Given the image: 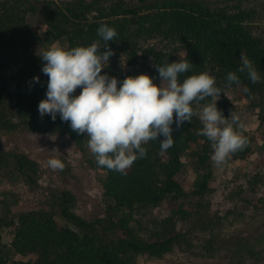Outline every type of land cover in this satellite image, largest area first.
<instances>
[{
  "label": "trees",
  "instance_id": "trees-1",
  "mask_svg": "<svg viewBox=\"0 0 264 264\" xmlns=\"http://www.w3.org/2000/svg\"><path fill=\"white\" fill-rule=\"evenodd\" d=\"M260 6L264 0H0V139L2 135L14 139L33 132L67 136L87 154L90 166L102 173L105 205L102 216L89 220L73 212L75 196L68 188L50 190L48 206L14 209V203L0 201V264H140L139 258L163 264L168 263L162 262L164 256L176 248L179 251L169 264H261L260 259L252 258L251 262L249 257L264 255V248L260 249V242L264 247V227L258 231L254 227L231 251L229 237L219 239L223 218L206 216L208 195L220 177L218 169L228 170L251 155L252 134L243 131L247 147L217 167L210 158V142L197 135L202 124L193 116L179 128L173 123L174 144L167 151L160 150L159 142L164 139L160 136L144 145L146 157L134 162L127 174L108 170L98 166L87 147L86 134L78 135L59 114L55 121L50 115L40 116L38 105L46 98L48 77L42 72L45 62L33 51L40 40L39 30L53 41L61 40L63 47L72 48L100 39L97 29L105 23L117 36L109 42L114 54L101 74L122 82L126 76L146 73L159 84L155 66L183 58L193 67L180 81L205 71L213 75L223 89L217 108L225 118L235 112L225 94L232 89L235 99L247 102L256 120L255 134L264 144V26L260 27ZM29 15L37 20L38 31L30 27ZM261 17L264 19V12ZM241 52L253 62L261 77L259 83L253 84L246 73L237 72ZM229 72H237L240 85L226 87ZM34 77H39V82H34ZM80 91L78 88L74 95ZM208 102L211 98L193 107ZM187 165L192 183L185 187L182 171ZM10 166L25 183L36 185L38 165L25 153L0 150V169ZM236 180L231 177L228 182ZM244 181L232 192L237 204L225 217L231 214L253 224L264 207V198L255 196L264 185V175L257 171ZM165 203L171 204L169 217L152 227L135 218ZM240 205L252 209L251 216L240 211ZM2 231L8 232L10 240L4 239ZM198 234L203 239L196 243Z\"/></svg>",
  "mask_w": 264,
  "mask_h": 264
},
{
  "label": "clouds",
  "instance_id": "clouds-1",
  "mask_svg": "<svg viewBox=\"0 0 264 264\" xmlns=\"http://www.w3.org/2000/svg\"><path fill=\"white\" fill-rule=\"evenodd\" d=\"M97 35L100 39L88 46L65 48L54 43L39 54L45 62L42 72L48 81L46 98L39 102L38 111L41 117L47 114L53 121L59 114L78 135L86 134L87 147L98 166L127 174L134 162L146 157L144 145L163 136L160 150L167 151L174 144L173 123L179 128L191 122L193 116H198L202 124L197 135L206 137L211 144L210 158L215 166L225 165L232 154L247 147L239 115L233 111L225 118L217 108L223 89L209 72L187 75L181 82V75L193 67L181 58L155 66L159 84L146 73L126 76L120 82L101 74L114 54L109 42L115 41L117 32L101 23ZM240 62L237 72L246 73L253 84L259 83L257 69L243 52ZM237 72L227 74L226 87L240 85ZM33 81L39 82V77ZM78 88L80 93L74 95ZM207 98L211 102L194 109V103L200 105ZM47 165L53 171L65 168L57 157L49 158Z\"/></svg>",
  "mask_w": 264,
  "mask_h": 264
},
{
  "label": "rangeland",
  "instance_id": "rangeland-1",
  "mask_svg": "<svg viewBox=\"0 0 264 264\" xmlns=\"http://www.w3.org/2000/svg\"><path fill=\"white\" fill-rule=\"evenodd\" d=\"M263 8L264 6H260V27L264 26V19L261 17V13L264 12ZM28 23L31 28L37 30V20L32 15L28 16ZM38 33L40 40L33 46V51L37 54L47 50L54 43L60 46L64 45L61 40H51L43 30H39ZM123 68L127 69L124 63ZM225 94L232 102L235 113L239 115L240 122L245 126L243 131L252 134L254 137L251 155L245 160L235 162L228 170L220 167L218 169L220 177L216 180L218 183H215L216 188L208 195V214L206 216L217 215L223 218V227L220 229L222 235H219V239L221 240L224 235H227L231 242L230 250L232 251L236 247L237 242L243 243L242 238L244 236H249V233L252 234L250 230H253L254 227L257 231L264 227V207L260 209V212L255 217L257 222L253 224H247L249 219L236 220L232 218L231 214L225 217L226 213L233 210L235 208L233 206L237 204L232 195L237 185L244 183L246 176L254 172L260 171L264 175V144L261 143L260 137L255 134L256 120L251 115L252 111L248 108L247 102L235 99L232 89L227 90ZM11 149L25 153L37 163V183L36 185L25 183L24 178L20 174L11 170V166L1 168L0 201L14 203V206H12L14 209L18 207L48 206L52 200V192L50 190L68 188L75 196L72 209L75 214L89 220L103 215L105 205L100 184L102 173L90 166L87 154L80 151L67 136L33 132L18 135L17 138L10 139L8 136L2 135L0 150L10 151ZM53 149H57L59 152H53ZM52 157H57L64 162L65 168L63 171H53L48 167L47 160ZM182 176L185 179V187H188L192 183L191 168L188 165L182 171ZM231 177L237 178L236 183L228 182ZM255 196L264 198V185H260V189L255 192ZM252 200L254 202L256 200L255 197ZM170 207V203H165L160 207L146 211L142 215H137L135 218L147 226L150 224L149 226L152 227L154 222H160L169 217ZM240 207H242L240 211L251 216L252 209L241 205ZM54 214L58 222H61L58 212L55 211ZM176 227L179 228V225H176ZM2 236L4 239L10 240L7 231H2ZM202 239V234H198L194 241L198 243ZM262 243H264V240H262ZM261 248L264 247L260 242ZM253 250H256V248ZM174 251L178 252L179 249L176 248ZM194 251L197 253L196 249ZM175 252L165 255L162 262L168 263L163 264H169L175 260L173 259ZM252 258L260 259V263L263 264L264 255L260 254V256L249 257V261L253 262ZM20 259L25 260L26 258ZM150 261L152 260L139 258L140 264H152ZM254 261L256 262L255 259ZM209 264H214V262H210Z\"/></svg>",
  "mask_w": 264,
  "mask_h": 264
}]
</instances>
